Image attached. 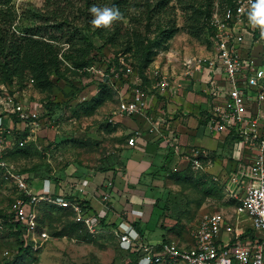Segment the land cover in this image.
Segmentation results:
<instances>
[{
    "label": "rangeland",
    "instance_id": "1",
    "mask_svg": "<svg viewBox=\"0 0 264 264\" xmlns=\"http://www.w3.org/2000/svg\"><path fill=\"white\" fill-rule=\"evenodd\" d=\"M43 3L44 0H11L18 25L23 27L38 22L39 19L33 18L35 9L42 8ZM175 14L180 29L169 39L168 47L159 49L145 69L139 67L140 63L131 52L124 51V46L112 44L83 28L84 35L94 46L83 56L81 51L77 54L72 51L76 47L85 48V41H74L73 47L64 43L58 75H50V87L41 90L28 75L7 82L0 80L3 109L5 103L1 101L8 91L27 105L29 111H35V116H29L36 122L34 124L30 119L5 121L10 125L12 140L8 150L20 138L28 137L21 148L8 152V162L13 169L36 166L28 182L37 191L40 182L49 177L54 183L53 190L63 193L68 188L70 194L88 197V203L89 200L98 203L103 191L108 190L111 203V211L104 217L107 224L93 225L91 231L75 218L69 207L39 200L31 207L33 214L24 221V232L18 238L15 227L10 225L16 220L11 207L16 191L0 169V264H135L132 257L137 251L120 246L113 231L122 221L132 225L139 221L141 232L133 226V234L151 244L161 241L191 243L192 232L202 215L213 211L222 212L244 233L249 228V221L236 213L235 208L249 181L248 166L253 153L250 141L239 137L237 131H226L221 144L208 148L189 146L190 150L175 156L169 148L154 156L151 152L144 154L137 149L141 148L139 144H135L136 137L143 135V131L144 137L158 139L159 132L148 121L163 119L162 114L156 112V98L160 100L161 95L153 89L157 81L154 70L165 73L174 68L177 62L168 59L172 56L169 52L183 65L187 56L208 55L212 50L211 38L202 27L194 30L195 34H188L184 12L176 8ZM242 26L240 54H250L264 64V26L253 25L249 17L244 19ZM88 59L92 60L89 64ZM76 60L85 61L86 66H76ZM116 64L124 67L128 64L131 72L119 77L108 76V65ZM175 67L178 69V65ZM103 85L109 98L94 105L92 102ZM136 87L148 94L143 98L147 110H142L144 103L139 113L127 115L118 107L122 101L130 99ZM3 109L2 114L7 113ZM133 121L140 125L136 127ZM156 125L166 136L163 125ZM182 126L178 125L176 131H182L186 140V136L191 137L190 128L194 127ZM130 137L134 138V145L128 143ZM194 141L205 143L197 138ZM196 149H199L198 164L192 161V152ZM96 175L95 185L80 183L81 178ZM109 180L112 186L105 187ZM79 183L83 188H76Z\"/></svg>",
    "mask_w": 264,
    "mask_h": 264
},
{
    "label": "built area",
    "instance_id": "2",
    "mask_svg": "<svg viewBox=\"0 0 264 264\" xmlns=\"http://www.w3.org/2000/svg\"><path fill=\"white\" fill-rule=\"evenodd\" d=\"M251 6L252 0H232L231 3L223 5L215 0L208 19L212 27V50L208 55L183 59L187 74L198 71L205 77L208 93L211 95L209 123L215 130L237 131L239 137L250 141L249 144L254 150L253 160L248 166L249 181L239 205L235 208L236 213L249 221L251 233L245 234L238 229V224L230 221L220 211L202 215L198 226L192 232V242L187 244L189 247L174 241L146 243L137 234H133L131 223H117L113 231L118 236L119 244L126 250L138 252L137 264L144 257H150V264H264V135L257 130L256 114L249 115L245 109L248 102L258 104L264 101V64L250 54L243 56L239 52L243 40L242 24L248 17ZM107 72L108 76L119 77L120 74L130 73L131 67L128 64L125 67L114 65ZM154 75L157 81L153 89L167 83L166 73L155 69ZM6 92L1 101L5 103L4 109L0 106V169L16 191L11 204L16 220L26 222L33 214V204L45 200L52 205L69 207L75 218L92 231V226L99 224L101 218L111 211L108 190L101 195V207L90 212L81 204L53 190L54 183L49 177L41 181L38 191L35 190L33 184H29L5 159L4 154L12 144L8 127L10 125L7 126L5 121H24L30 119V115L35 116V111H29L27 105ZM143 95L142 88L136 87L130 99L120 103L119 110L127 115L138 113L144 105ZM2 109L7 110V113L2 114ZM30 120V123H36L33 119ZM27 138H20L18 144L24 145ZM128 143L134 145V138L130 137ZM198 154L199 149L192 152V161L196 164ZM80 183L86 184L87 180L81 179ZM106 186H112L111 180L107 181Z\"/></svg>",
    "mask_w": 264,
    "mask_h": 264
},
{
    "label": "trees",
    "instance_id": "3",
    "mask_svg": "<svg viewBox=\"0 0 264 264\" xmlns=\"http://www.w3.org/2000/svg\"><path fill=\"white\" fill-rule=\"evenodd\" d=\"M214 1L174 0L172 3L173 0H44L42 8L35 9V16L33 13V18L39 19L38 22L22 27L15 21L16 14L10 5L11 0H0V80L7 82L28 75L41 90L50 87V75L52 73L58 75L64 43L73 47L74 41H85L87 43L85 48L76 47L72 51L75 53L81 51L83 56L94 46L84 35L83 28L92 30V34L106 38L112 44L124 46V51L131 52L133 58L140 63L139 67L145 69L159 49L168 47L167 42L180 29L176 22V8L184 12L188 34H195L194 30L202 27L211 37L212 27L208 19ZM221 1L232 2V0ZM93 4L115 5L122 12V18L114 20L110 25H94L91 23L93 15L89 10ZM79 24H82L81 27L78 26ZM68 55L70 56L69 53ZM81 55L74 56L80 58ZM88 61L87 64L92 60L88 59ZM75 64L78 67L86 66L83 60H76ZM109 67L110 65L107 71ZM106 80L107 77L101 82L104 84ZM103 88L104 85L98 97L92 102L94 105L103 101L105 97L109 98ZM13 148L21 147L16 142L14 147L7 150L4 154L7 161L8 152ZM35 169L36 166L19 169L17 172L29 181V176ZM65 191L56 192L81 204L84 209L91 208L87 199L76 193L70 194L68 188ZM69 211L72 212V209ZM105 220L106 218H101L100 224H107ZM10 225L15 227L18 238H21L25 223L15 220ZM133 226L141 232L139 221L134 222ZM246 233H251V229L248 228ZM21 250L20 248L19 251ZM133 255V261L137 264V252H133Z\"/></svg>",
    "mask_w": 264,
    "mask_h": 264
},
{
    "label": "crops",
    "instance_id": "4",
    "mask_svg": "<svg viewBox=\"0 0 264 264\" xmlns=\"http://www.w3.org/2000/svg\"><path fill=\"white\" fill-rule=\"evenodd\" d=\"M169 54H172V56ZM168 55L169 60H175L178 64H173L174 68H172L171 70H165V73L168 75L167 83L155 90L157 95H161L160 100L158 99V96L156 98V100L158 101V105L156 106L158 107V110L156 112L159 114L161 113V117L163 119L161 118V121L148 120L150 123L152 122L151 124H153L155 126L156 131L159 132L157 133L158 139L156 137H144L143 135H145V132L143 131V135H140V137H136L135 144H139V146L141 147L137 149L142 151V153L144 154L151 152V156H154L156 153L165 150V148H169V150L173 151V154L175 156L176 154L178 155L179 153H182L184 150H190L191 147L189 146L196 145L208 148V146H216L218 144H221L224 138V133L226 134V131L215 130L214 126L209 123L211 96L208 94L207 84L205 82L204 75H202L198 71H193L191 74H187L185 72L184 66L180 64V61L176 60V57L173 56V53L169 52ZM175 65H178V69H176ZM146 95L148 94L144 92L142 98H144ZM144 103L145 106L142 110H147L145 109V107L147 106L145 99ZM245 109L247 110V112L251 111L256 114L257 130L262 135H264V129L262 128L264 122V101L258 104L248 102ZM133 123L134 125L137 124L136 121H133ZM156 124L163 125V127L167 130L166 136L165 134L160 133ZM138 125L140 124H137L136 127ZM178 125H183L182 127L185 128L193 125L194 128H190V130L192 131L190 132L191 137L188 138L186 136L187 142H185L186 140L184 138V133L181 134L182 131H180V133L176 131V127H178ZM195 138H197L198 140H204L205 143L199 144L194 141ZM211 138H214V141L213 143H211V145H208V141ZM250 151L254 155V150L252 149ZM84 178L87 180V183L84 185H95L96 179H98L97 175L93 176L92 178L83 177L81 179ZM93 181H95V183ZM79 184H77L78 186H76V188H83L82 185ZM90 188H92V186H90ZM84 198L87 199L88 197ZM88 204L91 207L88 208L90 212H93L94 210L97 211L101 207V200L98 201V203L89 200Z\"/></svg>",
    "mask_w": 264,
    "mask_h": 264
},
{
    "label": "clouds",
    "instance_id": "5",
    "mask_svg": "<svg viewBox=\"0 0 264 264\" xmlns=\"http://www.w3.org/2000/svg\"><path fill=\"white\" fill-rule=\"evenodd\" d=\"M90 12L93 15L91 23L97 26L110 25L114 20L122 18V12L115 5H99L93 4L90 6ZM250 23L253 25L264 26V0H252L251 9L248 11ZM140 264H150V257L141 259Z\"/></svg>",
    "mask_w": 264,
    "mask_h": 264
}]
</instances>
